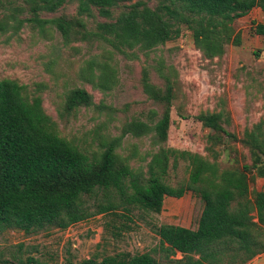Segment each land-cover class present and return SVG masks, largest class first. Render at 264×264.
<instances>
[{"label": "trees", "instance_id": "obj_1", "mask_svg": "<svg viewBox=\"0 0 264 264\" xmlns=\"http://www.w3.org/2000/svg\"><path fill=\"white\" fill-rule=\"evenodd\" d=\"M21 1L29 17L17 19L1 13L0 34L15 32L26 22L41 29L53 26L65 42L72 35L81 40L89 38L79 20L62 15L39 18L42 12H55L66 0ZM76 1L75 15L90 16L95 9L99 16L109 18L111 8L131 0ZM149 1H135L113 21L97 24L94 36L122 54L133 49L145 52L176 38L184 26L193 44L206 58H212L221 55L223 44L229 41L231 22L254 8L264 15V0H157L153 8L146 5ZM253 30L264 36V25L256 24ZM98 71L97 81L92 83L107 89L113 82L110 68L105 65ZM163 79L165 84L160 89L142 78L145 96L161 108L156 120L150 124L139 119L125 122L120 134L106 140L101 152L91 156L57 135L40 107L39 97L28 98L24 86L0 79V231L24 235L62 231L93 215L105 214L125 222L120 229L112 226L116 230L112 236L118 237L126 223H134L133 211L158 214L164 197L178 199L190 192L202 203L194 229L152 226L159 260L153 257V249L135 254L119 252L99 260L91 257L76 264H246L264 253V191L255 192L252 199L247 197L249 180H264V119L237 139L223 129L222 113L196 115L195 120L209 132L205 151L212 162L197 154L158 148L150 154L142 173L131 169L127 159L115 152L125 135L140 138L149 134L153 144L165 142L172 87L166 77ZM91 104L85 90L73 89L65 96L63 111L69 113ZM148 115L153 120L156 114L150 111ZM228 139L248 149L249 166L219 169L212 148ZM178 160L186 162L187 178L172 187L167 183L168 169H175ZM22 249L21 244L16 245L9 258L0 251V264H45L24 255ZM176 253L179 259H173Z\"/></svg>", "mask_w": 264, "mask_h": 264}, {"label": "rangeland", "instance_id": "obj_2", "mask_svg": "<svg viewBox=\"0 0 264 264\" xmlns=\"http://www.w3.org/2000/svg\"><path fill=\"white\" fill-rule=\"evenodd\" d=\"M135 1L138 0L111 8L109 18L99 16L95 9L90 16L75 15L76 0H66L53 13L39 14L41 19L62 15L81 21L89 34L86 40L72 35L65 42L53 26L41 29L26 22L15 32L1 33L0 79L24 86L28 98L39 97L40 107L53 122L57 135L91 156L101 152L106 140L117 137L125 122L139 119L150 124L156 120L161 108L145 96L142 78L162 89L166 77L172 91L165 142L153 144L149 134L140 138L125 135L115 152L127 159L131 169L142 173L150 154L158 148L197 154L212 162L205 151L209 132L195 120L196 115L222 113L223 129L237 139L264 119V36L253 30L256 24L264 25V15L254 8L231 22L230 39L216 57L206 58L184 26L176 38L150 51L133 49L122 54L94 36V31L97 24L113 21ZM156 4L157 0L146 3L149 8ZM1 13L17 19L29 17L21 0H0ZM105 65L110 68L113 82L107 89H100L92 81H97L98 70ZM73 89L85 90L92 104L65 113L63 102ZM150 111L156 114L153 120L148 115ZM261 130L264 134L263 124ZM212 149L217 154L215 162L219 169L239 170L251 163L248 149L238 141L228 139ZM186 178L185 161L178 160L175 169H168L170 186L175 187ZM258 191H264V180L251 178L247 197L252 199ZM201 209L202 203L190 192L178 199L164 197L158 214L133 211L134 223H126L127 228L121 229L118 237L112 236L116 231L112 226L120 229L124 221L105 214L93 215L62 231L51 229L24 235L3 230L0 251L4 258H9L15 246L21 244L24 255L45 264H76L91 257L99 260L119 252L135 254L155 249L153 257L159 260L158 239L152 226L169 224L194 229ZM179 258L177 253L173 257ZM246 264H264V253Z\"/></svg>", "mask_w": 264, "mask_h": 264}]
</instances>
